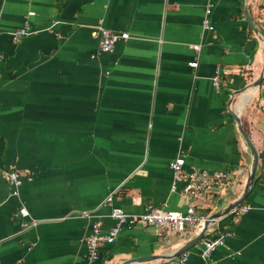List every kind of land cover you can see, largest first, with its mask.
Returning a JSON list of instances; mask_svg holds the SVG:
<instances>
[{
	"label": "crops",
	"instance_id": "obj_1",
	"mask_svg": "<svg viewBox=\"0 0 264 264\" xmlns=\"http://www.w3.org/2000/svg\"><path fill=\"white\" fill-rule=\"evenodd\" d=\"M98 25L128 37L100 52ZM263 98L264 0H0V264H87L92 225L117 226L112 206L185 212L168 165L178 157L232 173L196 201L198 215L223 212L252 159L233 113L258 152L246 211L212 222L204 238L225 233L224 244L206 260L199 240L185 264H264ZM10 167L30 177L17 195L1 171ZM199 232L166 238L124 222L96 264H176L181 254L164 256Z\"/></svg>",
	"mask_w": 264,
	"mask_h": 264
},
{
	"label": "built area",
	"instance_id": "obj_2",
	"mask_svg": "<svg viewBox=\"0 0 264 264\" xmlns=\"http://www.w3.org/2000/svg\"><path fill=\"white\" fill-rule=\"evenodd\" d=\"M204 26L212 29V26L209 25L207 19L204 20ZM28 33L29 30L27 26L16 29L12 33L13 41L17 42L21 37ZM91 34L98 39L99 51L103 53L112 52L118 40L121 38L126 39L128 37V33H116L102 25H98ZM194 49L198 52L200 46L196 45L194 46ZM189 65L191 67H196L197 60L190 62ZM220 80V72L217 69L212 77V85L216 89L220 85ZM262 107L264 109V98L262 99ZM168 165L172 171L174 180L172 191L177 189V183H182L179 193L187 202L186 211L180 212L168 210L165 207L151 206L141 214L131 215L127 214L124 209L119 206H112L111 217L117 222V226L110 229L108 232H103L99 222H95L92 225L91 232L85 238L88 252L87 264H96L99 257V248L105 243H112L115 241L119 232V224L124 222L129 224L140 223L143 225H155L161 230L166 238L170 236H179L193 229H198L199 231L202 229L207 217L196 213V201L208 191L220 189L227 180H230L233 177L232 173L209 171L196 166H191L186 169L184 167V161L180 157L171 160ZM1 171L9 186L12 188V195L18 194V188L25 179L30 180L27 173L13 167L2 169ZM111 201L112 195H109L106 198V202L111 204ZM237 210L239 213H243L246 211V208L239 207L238 209L237 207L233 211ZM20 214L22 217H26L27 211L24 208H21ZM225 235V233H219L214 237L202 239L200 255L207 260L210 257L211 252L217 246L224 244ZM186 260L187 256L185 252L181 254L176 264H185Z\"/></svg>",
	"mask_w": 264,
	"mask_h": 264
},
{
	"label": "water",
	"instance_id": "obj_3",
	"mask_svg": "<svg viewBox=\"0 0 264 264\" xmlns=\"http://www.w3.org/2000/svg\"><path fill=\"white\" fill-rule=\"evenodd\" d=\"M248 22H249L250 26L255 30L253 24L251 23V21L249 19H248ZM261 81H262V78H259L256 82H254L253 86L258 87L260 85ZM233 116H234L236 122L238 123V129L240 131V134H241L244 142L246 143V146L249 148V150L252 154L250 172H249L248 180H247L246 186L244 188L243 194L237 200L232 202L223 212L214 213V214H211L210 216H208L205 219L204 225H203L202 229L200 230V232L197 234V236H195L192 240H190L185 245H183L181 248L176 250L173 254H171L169 256H164L165 258L176 257L182 253H185L190 248L196 246L198 244L199 240H201L205 237L206 230L212 222H214L222 214H227V213L233 211L235 208H237L240 204H242L244 198L246 197V195H247V193H248V191H249V189L253 183L255 173H256L257 164H258V152H257L254 144L252 143V141L248 137V135L244 132L243 128L240 126L239 118L234 113H233ZM158 257H160V256H151V257H146V258H131L129 260L122 262L121 264L145 262V261L157 259ZM160 258H162V257H160Z\"/></svg>",
	"mask_w": 264,
	"mask_h": 264
},
{
	"label": "trees",
	"instance_id": "obj_4",
	"mask_svg": "<svg viewBox=\"0 0 264 264\" xmlns=\"http://www.w3.org/2000/svg\"><path fill=\"white\" fill-rule=\"evenodd\" d=\"M101 264V263H100Z\"/></svg>",
	"mask_w": 264,
	"mask_h": 264
}]
</instances>
